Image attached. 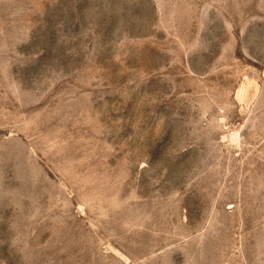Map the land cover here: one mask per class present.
Wrapping results in <instances>:
<instances>
[{"label": "rangeland", "instance_id": "rangeland-1", "mask_svg": "<svg viewBox=\"0 0 264 264\" xmlns=\"http://www.w3.org/2000/svg\"><path fill=\"white\" fill-rule=\"evenodd\" d=\"M0 264H264V0H0Z\"/></svg>", "mask_w": 264, "mask_h": 264}]
</instances>
